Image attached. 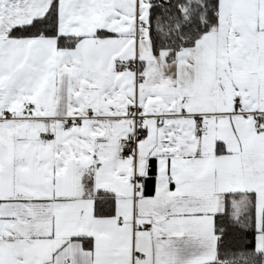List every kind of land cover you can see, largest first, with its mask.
Returning a JSON list of instances; mask_svg holds the SVG:
<instances>
[{
  "label": "snow or ice",
  "instance_id": "obj_1",
  "mask_svg": "<svg viewBox=\"0 0 264 264\" xmlns=\"http://www.w3.org/2000/svg\"><path fill=\"white\" fill-rule=\"evenodd\" d=\"M0 264H264V0H0Z\"/></svg>",
  "mask_w": 264,
  "mask_h": 264
}]
</instances>
